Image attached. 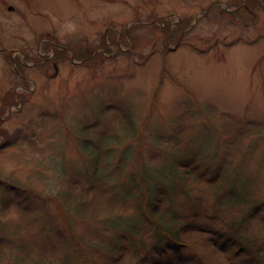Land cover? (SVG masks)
Wrapping results in <instances>:
<instances>
[{"label": "rangeland", "instance_id": "1", "mask_svg": "<svg viewBox=\"0 0 264 264\" xmlns=\"http://www.w3.org/2000/svg\"><path fill=\"white\" fill-rule=\"evenodd\" d=\"M249 123L264 124V0H0V264L106 263L121 244L132 262L208 264L157 239L139 207L170 188L146 177L198 168L164 201L220 244L247 207L230 187L264 197ZM73 182L101 217L59 213ZM139 214L133 234L105 222ZM72 233L84 256L62 243Z\"/></svg>", "mask_w": 264, "mask_h": 264}, {"label": "trees", "instance_id": "2", "mask_svg": "<svg viewBox=\"0 0 264 264\" xmlns=\"http://www.w3.org/2000/svg\"><path fill=\"white\" fill-rule=\"evenodd\" d=\"M261 132H264L263 123H249L248 130L245 133L258 134ZM100 144L88 142L84 144V147L89 148V150L91 149L93 154H95V159L100 160L109 155L105 150H101ZM158 174H160V177L152 180L155 184L149 181L148 176L146 177L148 186L155 188L157 187L156 185L167 182V186L170 188L169 191L162 194L160 199H147V203L139 207L141 216L145 217L146 221L154 227L158 236L157 239L167 238L175 241L182 247H190L196 252L199 259L208 264H264V197H259L258 195H254L252 191H249L246 180L244 183L240 182L237 188L234 185L230 187V194H228V198L230 196L231 200H240V202L247 205L243 211L244 215L242 218L232 222L230 230L217 236L219 240L221 238L222 242L216 245L217 243L214 240L215 236L213 234L206 232L204 235L201 229L195 230L182 224L176 209L172 210L168 206L170 202L166 204L164 201V197L171 201L170 192L176 185L180 183H187V185L200 183L202 173H200L199 169L192 164H186L183 168H179L175 164V168L173 166L163 168ZM228 176L227 168L221 167L209 179L210 191H212L213 195L219 193V190L223 186L222 184ZM234 181L235 179H233L232 183ZM70 184L66 198L67 205L66 207L58 206L59 213L70 220L76 217L83 220L86 217L97 218L100 216L101 206L97 204L93 205L92 202L85 200L88 190L80 187L76 182ZM65 208L68 211H65ZM140 214L139 218L130 220L109 218L105 222L111 226H126L130 233L133 234L132 229L137 231L142 220ZM247 221L251 225L248 226ZM73 234H69L67 240L62 239V243H71L76 251L84 256L81 252L82 247L79 244V240ZM211 237H213L214 241ZM229 248L231 249V253L224 255L222 253L223 250ZM117 249L118 252L112 254L111 261L104 263L96 260L97 264H150L145 263V261L132 262L127 255V252L131 250L130 245L121 244ZM132 253H134L133 248Z\"/></svg>", "mask_w": 264, "mask_h": 264}]
</instances>
